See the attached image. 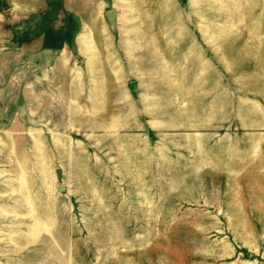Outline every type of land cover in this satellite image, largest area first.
I'll use <instances>...</instances> for the list:
<instances>
[{"label": "rangeland", "instance_id": "374dc122", "mask_svg": "<svg viewBox=\"0 0 264 264\" xmlns=\"http://www.w3.org/2000/svg\"><path fill=\"white\" fill-rule=\"evenodd\" d=\"M0 264H264V0H0Z\"/></svg>", "mask_w": 264, "mask_h": 264}, {"label": "water", "instance_id": "95a60500", "mask_svg": "<svg viewBox=\"0 0 264 264\" xmlns=\"http://www.w3.org/2000/svg\"><path fill=\"white\" fill-rule=\"evenodd\" d=\"M116 16H117V12L116 10L112 9V10H107L105 12V17L108 20V22L110 24L114 23V21L116 20Z\"/></svg>", "mask_w": 264, "mask_h": 264}]
</instances>
